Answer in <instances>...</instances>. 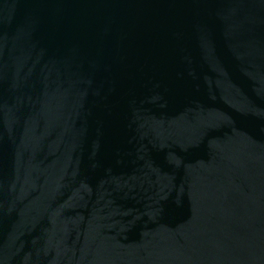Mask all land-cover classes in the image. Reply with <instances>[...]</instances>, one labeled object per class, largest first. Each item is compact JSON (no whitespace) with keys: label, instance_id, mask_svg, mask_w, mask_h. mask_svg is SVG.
<instances>
[{"label":"water","instance_id":"95a60500","mask_svg":"<svg viewBox=\"0 0 264 264\" xmlns=\"http://www.w3.org/2000/svg\"><path fill=\"white\" fill-rule=\"evenodd\" d=\"M0 264H264V0H0Z\"/></svg>","mask_w":264,"mask_h":264}]
</instances>
